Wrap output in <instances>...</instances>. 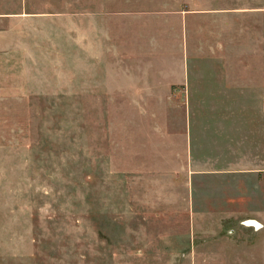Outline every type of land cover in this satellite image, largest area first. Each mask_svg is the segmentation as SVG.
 <instances>
[{
	"label": "rangeland",
	"instance_id": "374dc122",
	"mask_svg": "<svg viewBox=\"0 0 264 264\" xmlns=\"http://www.w3.org/2000/svg\"><path fill=\"white\" fill-rule=\"evenodd\" d=\"M14 10L0 50V264H264V227L246 224H264V152L248 153L243 174L190 182L173 136L159 152L154 102L184 64L185 14L196 47L239 29L230 17L260 18L264 62V0ZM167 106L174 124L181 110Z\"/></svg>",
	"mask_w": 264,
	"mask_h": 264
},
{
	"label": "crops",
	"instance_id": "0c3cea01",
	"mask_svg": "<svg viewBox=\"0 0 264 264\" xmlns=\"http://www.w3.org/2000/svg\"><path fill=\"white\" fill-rule=\"evenodd\" d=\"M26 5L27 0H0V50L10 48L14 8ZM183 17L184 64L168 85L169 95L164 93L154 101L165 105L159 111V152L167 157L163 144L173 136L175 167L190 169V182L197 174H212L215 171L209 169L218 167H227L223 173L243 174L252 159L248 153L264 152V62L257 30L261 19L230 17L226 24L239 25V29L228 27L226 39L196 47L187 32L194 29L195 16ZM191 62L196 64L194 76ZM162 88L166 91L167 84ZM170 104L181 110L174 114V124L167 112Z\"/></svg>",
	"mask_w": 264,
	"mask_h": 264
},
{
	"label": "built area",
	"instance_id": "2783aa9c",
	"mask_svg": "<svg viewBox=\"0 0 264 264\" xmlns=\"http://www.w3.org/2000/svg\"><path fill=\"white\" fill-rule=\"evenodd\" d=\"M246 224L254 226L257 230H260L264 227V224L258 221L257 219H248L246 220Z\"/></svg>",
	"mask_w": 264,
	"mask_h": 264
}]
</instances>
